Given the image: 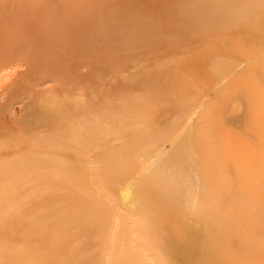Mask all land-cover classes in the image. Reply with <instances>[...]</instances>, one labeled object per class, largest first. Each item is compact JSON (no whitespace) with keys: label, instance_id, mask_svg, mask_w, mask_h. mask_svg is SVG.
<instances>
[{"label":"rangeland","instance_id":"374dc122","mask_svg":"<svg viewBox=\"0 0 264 264\" xmlns=\"http://www.w3.org/2000/svg\"><path fill=\"white\" fill-rule=\"evenodd\" d=\"M251 6L224 57L264 42ZM29 8L0 0V73L23 65L0 91V264H264V58L202 90L184 64L61 55Z\"/></svg>","mask_w":264,"mask_h":264},{"label":"bare ground","instance_id":"6f19581e","mask_svg":"<svg viewBox=\"0 0 264 264\" xmlns=\"http://www.w3.org/2000/svg\"><path fill=\"white\" fill-rule=\"evenodd\" d=\"M251 4L264 5V0H30L27 32L39 33L45 47L54 43L61 55L74 53L90 59L133 57L138 58L142 69L160 74L178 71V65L184 64L191 74L214 79L213 84L208 82L201 89L215 91L225 86L230 77L225 69L212 72L217 66L224 63L241 72L254 60L264 58L262 41L259 46L254 44L257 47L253 50V45L242 47L239 60L222 55L234 49L241 26L236 24L251 15ZM36 13L41 20L36 19ZM21 69L23 65L17 63L9 70H1L0 91L9 82V89L17 83ZM2 95L3 92L0 100ZM230 106L232 111L225 110V118L238 124L244 118V104L236 97ZM180 147L187 148L186 141ZM173 155L172 163L184 162L182 154ZM111 162L109 158L105 164ZM158 176L162 179L159 184L166 181L162 174Z\"/></svg>","mask_w":264,"mask_h":264}]
</instances>
